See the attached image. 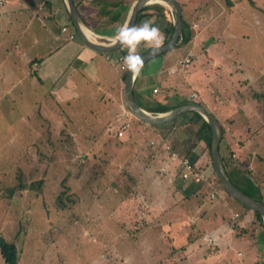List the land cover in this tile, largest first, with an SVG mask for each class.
<instances>
[{
	"label": "rangeland",
	"instance_id": "1",
	"mask_svg": "<svg viewBox=\"0 0 264 264\" xmlns=\"http://www.w3.org/2000/svg\"><path fill=\"white\" fill-rule=\"evenodd\" d=\"M195 1L197 3L191 18L199 20L201 26H206L207 42L204 51L198 49L192 64L189 63L191 77L194 75L200 84H211L210 87L206 85V91L214 92L217 102L230 101L229 105L234 103L237 112L242 111L239 113L244 126L240 136L248 138L243 148L246 165L250 168V175L255 174L257 168L264 176V104L257 103L251 97L252 91H264V0ZM220 7L226 11L223 10L217 19L211 21V16ZM201 11H205L202 17L199 16ZM215 32L220 37L217 44L218 59L209 45ZM168 52L167 64L171 69L184 52L177 46ZM175 74L182 78L181 73L175 71ZM244 80H255L258 83L249 86ZM191 82L195 83L194 79ZM185 87L184 91L187 90ZM234 90H238L236 97L233 95ZM7 105L4 108L7 113L0 115V133L12 134L13 138L6 142V139L0 140V232L5 240L15 244L18 264H250L251 248L255 249L262 243L258 236L250 243L232 244L227 251H223L224 245L217 243L216 238L214 244H208V232L199 229L201 217L196 207H193L195 200L192 197L186 196L189 198L185 202L175 204L160 217L162 210L144 201L150 195L163 197L167 203L183 198L182 192L171 194L173 189L169 187L172 180L173 184L182 183L180 177L173 176L169 180L167 174L157 176L154 164H151L141 171V188L133 186L135 195L132 198L124 195L120 187L124 186L126 173L136 175L137 169L145 163L139 160L142 157L140 152L131 149L130 142L134 140L132 134L125 140L126 146L121 149L122 142L115 138V131L106 129L97 132V137L91 136V144L95 146L91 151L90 144L87 145L83 139L79 140L84 136L81 129H77L79 145L61 135V143L57 147L56 140L50 137L57 135L56 130H47L44 135L45 138L49 135L47 142L43 139H22L27 134L24 130L27 125L24 121L28 122L23 116L25 107L19 103L9 106L7 102ZM78 109H82L80 105L59 109L58 114L62 117L54 114L57 115L56 119L64 121V116L72 112L77 128L87 126L83 123L85 118L102 117L94 110L93 115L79 114ZM188 112H183V115H190ZM235 116L238 118V115ZM28 117L29 121L35 120L32 125L37 120L42 121L40 118H46L41 114ZM43 123L46 125V122ZM49 127L50 124L47 125ZM70 127H73V122ZM43 131L39 127V132ZM95 133L91 131V135ZM105 133L108 135L104 138ZM136 154H140L137 160L141 163L133 161L132 156L137 157ZM234 172L240 175L242 172L229 171L231 179L237 182L235 178L238 174ZM152 176L156 177L157 191L159 187L163 188L162 195L159 192L148 194V188L151 187L148 179ZM202 176L204 178V174ZM243 176L248 178L241 175L242 182L246 180ZM39 179H42L39 188L28 187ZM63 179L69 191L63 189ZM19 182L25 188L15 190L12 197H8L4 189L17 186ZM241 185L240 188L254 194L245 183ZM71 189L79 194L75 203L65 209L57 208L55 197L61 194V199L65 201L71 198ZM206 192L207 189H201L200 195L205 197ZM234 204L238 205L236 202ZM192 216L189 226L195 225L198 219L192 239L183 248L185 251L174 250L184 233L176 221L188 222ZM166 223L170 224L167 228ZM169 236L171 239L167 242L166 237ZM237 249L243 253L242 257L236 256ZM0 264H6L1 256Z\"/></svg>",
	"mask_w": 264,
	"mask_h": 264
},
{
	"label": "crops",
	"instance_id": "2",
	"mask_svg": "<svg viewBox=\"0 0 264 264\" xmlns=\"http://www.w3.org/2000/svg\"><path fill=\"white\" fill-rule=\"evenodd\" d=\"M0 1V115L7 113L4 111V108L8 107L7 102L9 106L19 103L25 107L23 116L28 122L24 121L27 124L24 126V130L27 134L23 135L22 139L26 138L31 141H42L43 139L47 142L49 141V135L46 138L44 137L47 130H56L57 135H50V137L56 140L54 141L58 147L61 143V135L64 139H71L77 143V129H81L84 131V136L79 140L83 139L87 145L90 144L91 151L95 147L91 144V138L97 137V132L106 129H108L107 131L113 130L116 132L120 124L126 122L128 125L127 129L123 130L122 137H117L122 142L120 144L121 149L126 146L125 140L129 139V135L132 134L134 136L132 139L134 140L130 142L132 144L131 149L134 152H140L142 156L136 154L138 158L133 157L135 156L134 154L132 159L134 158L133 161H137V163L139 160L142 163L143 161L145 162L142 164V168L137 169L136 175L126 173L127 178L121 188H130V190H126L127 196L135 195L134 185H137V188H141V171L144 167H148L151 164H154L157 176L167 174L166 178L169 180L173 176L180 177L179 161L176 158H171L170 152L165 149V145L170 144V147L173 144L187 146L194 143V134H190L186 128L181 130L174 126L176 134L173 136L172 132H167L168 126L161 124L151 126L142 124L135 120L134 117L124 118L123 114L126 108L124 105L125 80H123V74L127 69L124 64L126 55L123 54V52L127 54L125 48L120 47V49L112 52H99L88 48L77 37L71 20L68 19L69 15L63 0ZM77 1V11L92 32L101 37H112L117 35L118 29L125 24L129 8L134 0ZM178 1L182 8V19L184 18L189 24L192 34L191 39L186 44L181 45L179 43L177 45L184 53L176 59L171 69L170 65L167 64L168 50L151 58L144 64L141 76L134 79L133 82L135 100L141 107L151 112L158 105L172 109L173 106L181 105L182 102L183 104L188 102L202 104L215 116H218L220 119H217L220 123L222 122L221 125L223 124L225 136L221 142L222 154H226V148L229 147L234 150L232 154L238 157L244 166H247L243 148H245L244 141L247 143L248 138L245 137L243 139L240 136L241 129L244 126L243 119L240 118L242 111H239L240 113L237 112V107L234 103H232V106L229 105L230 101L229 103L228 101L222 102L220 100L217 102L216 94L212 91H206V85L210 87L211 84H200L198 79L194 78V75L191 77L192 71L189 68L193 57L198 49L204 51L205 43L207 42V39H205L207 38L205 33L207 30L206 26H201L199 20L191 18L197 1ZM153 4L160 5L156 6ZM153 4L144 7L145 10L142 13L140 25L147 21L158 27L164 37L163 43H165L171 36L172 32H169L173 31V14L168 6L161 3ZM223 10L220 7L219 11L211 16V21L217 19ZM204 12L201 11L199 16L202 17ZM209 23L210 21H208ZM62 27H66L69 32H74L75 38L72 40L67 39L66 33L61 31ZM212 37L213 40L209 45L212 47L215 58L218 59L220 37L217 32ZM99 41L105 42L106 40L100 39ZM150 49V47L142 44L138 52L143 51L144 53ZM185 57L190 58V64L186 68H182L178 65V60ZM118 58H121V61H118ZM121 64L125 68L121 69ZM175 71L181 73L182 78H179ZM192 79H194L195 83L191 82ZM244 81L248 82L249 86L252 83H258L255 80ZM183 86H186L187 90L184 91ZM237 91L234 90V93ZM234 93L233 95L236 97L238 93ZM43 101L45 102L44 104ZM76 105H80L82 108L78 109L79 114L93 115L94 110L96 114L102 117L99 119L89 118L88 120L85 118L83 123L87 126L80 128H77L76 122L72 118L74 116L72 112L64 116L66 118L64 121L56 119L57 115L54 113L58 114L59 109H71ZM33 114L37 116L40 114L45 115L46 118H40L42 121L37 120L36 124L32 125L35 120L29 121L28 116ZM185 115L183 113L178 115L176 117L177 122H185L190 116ZM235 115H238V118ZM71 121L73 122L72 128L70 127ZM43 122H46V125ZM49 124L50 127L47 128ZM36 125L38 126L36 127ZM187 125L184 127H187ZM39 127L41 131L44 130L42 133L39 132ZM92 130L96 132L93 135H91ZM70 132L73 134L71 135ZM65 133L68 135H65ZM6 134L1 135L0 133V140L6 139V142L7 139L11 140L13 138L12 134ZM107 135L105 133L104 138ZM177 135L179 136L177 137ZM207 135L208 133L205 131L203 137L201 136V139L197 140L198 142L193 152L188 157L195 156L194 164L202 166L204 168L203 174L209 175L211 168L208 163L207 148L205 147ZM77 145L79 144L77 143ZM252 160L250 167L253 171ZM140 161L139 163H141ZM247 168L249 171L250 168L248 166ZM243 174L241 173V175ZM249 174L245 175L249 178ZM241 175L238 174L235 178L238 179L236 182L238 186L246 184L248 180L246 179L242 182L240 179ZM258 177L264 179V176L260 174V170L256 168L255 174L251 173L250 178L258 179ZM148 181H151L148 194H156L157 192L161 195L163 194L164 190L162 187H159V191H157L155 176L149 178ZM172 182L173 180L169 182V187L173 189L171 194L176 191L182 192L183 198L173 199L168 203L165 198H159V196L155 195H150L149 199H144L146 203L151 202L162 210L159 217L167 212L169 208L174 207L175 204L178 203L177 205H179L185 202L189 198L186 196H190L195 200L193 207H196L201 217L199 229L206 233L208 232L207 238L212 239V244H214V238H216L217 243L225 246L223 251H227L232 244L236 245L248 241L250 243L254 237L258 236L259 239L261 238L262 243L257 245L255 249L251 248L249 261L250 264H256L264 260V231L260 226L250 225L252 221L250 212L244 213L242 219L238 220V213L241 212L240 206L234 204V200L226 197L214 185L200 186L201 183L197 181H188L182 178V183L173 184ZM262 183L264 185V181ZM201 189H207L205 197L200 195ZM211 192H216V196L211 197ZM224 210L226 211L223 212ZM191 218L193 216L188 219V222L176 221L179 222V227L184 233L181 235V240L174 247V250L181 249V251H185L183 248L192 239L194 230L197 229L198 219L195 220V225L189 226ZM165 225V228H167L170 224L166 223ZM242 228H244L243 231H241ZM165 235L168 236L169 234L165 231ZM166 238L167 242H170L171 237ZM242 255L243 253L237 249L236 256L242 257Z\"/></svg>",
	"mask_w": 264,
	"mask_h": 264
},
{
	"label": "water",
	"instance_id": "3",
	"mask_svg": "<svg viewBox=\"0 0 264 264\" xmlns=\"http://www.w3.org/2000/svg\"><path fill=\"white\" fill-rule=\"evenodd\" d=\"M63 3L68 12L77 37L88 48L99 52H112L120 49L121 46L119 44H114L116 35L112 37H101L92 32V30L86 25V23L79 15L74 0H63ZM153 3H161L169 7L173 14V31L170 38L162 44L159 51L154 52L152 49H150L141 55L145 63L151 58L177 46L182 42V8L178 0H134L129 8L125 24L135 26L139 12L147 5ZM100 39H104L106 41L100 42ZM133 82L134 79L132 77V74L127 70L124 88V105L126 110L135 119L151 125H160L175 120L176 117L183 112L190 111L198 113L207 122L211 132L209 147L211 161L215 175L217 176L222 189L229 197L236 200L244 207L248 208L251 211L258 212L262 218V223L264 226V204L248 196L236 185H234L226 172L219 152V144L222 138V125L217 117L205 106L196 102L184 103L166 112H151L141 107L135 100L133 94Z\"/></svg>",
	"mask_w": 264,
	"mask_h": 264
},
{
	"label": "trees",
	"instance_id": "4",
	"mask_svg": "<svg viewBox=\"0 0 264 264\" xmlns=\"http://www.w3.org/2000/svg\"><path fill=\"white\" fill-rule=\"evenodd\" d=\"M77 2H78L77 0H74L75 6H76ZM227 3L230 4L229 1ZM153 5L159 6L160 4H153ZM144 10H145V8L142 9L139 12V14L137 16V20H136V25L135 26H140L142 13H143ZM68 19L70 20V18H68ZM182 30H183V34H182L181 45L188 43V41L191 39V36H192L191 31L189 29V24L187 23V21L184 18L182 19ZM171 32L172 31H170L169 33H171ZM142 53H143V51L140 52L139 54L141 55ZM123 54L127 55L126 52H123ZM126 73H127V69L125 70V72L123 74V80H125ZM251 97L255 98L257 103L264 104V91L263 92H254V91H252ZM181 104H183V102ZM172 108H174V106ZM170 109L171 108H169V107H164V106L158 105L152 111L156 112V113H161V112H166V111H168ZM188 113H190V116L183 123H178L177 119H175V120H173L171 122L164 123V124H161V125L168 126V131L167 132L168 133L172 132L173 136L176 134V132H174L175 128H173L174 126L176 128H180L181 130H183L182 128H184V130L186 128V130L190 134H194L193 135V142L194 143L188 144L187 146H182V145L178 146V144H176V145L173 144V146H171L172 148L171 147L170 148L175 150L177 153L179 151L178 154H179L180 157H188L193 152V149H194V147L196 146V144L198 142L197 140H199V138L201 139V136L203 137V133L206 131L208 133V135H207L208 138H207L205 147L207 148L206 153H207V157H208V163L210 164L211 173L209 175L208 174H204V178H201V179H198V180H194V179H191V178H189L187 180L188 181H191V180L197 181V182L201 183L200 186H204V185H206V186L210 185L211 186V185H214V187L216 186L217 188H219L223 192V194L226 195V197H229L225 193V191L222 189V187L220 185V182H219L217 176L215 175V172H214V169H213V165H212V161H211V155H210V149H209V147H210V135H211L209 125L207 124V122L198 113H196V112H188ZM131 117L133 118V116H131ZM124 118H127V117L124 116ZM135 120H137V119H135ZM137 121L141 122L142 124H147V123H145L143 121H140V120H137ZM123 123H125V122H123ZM122 124H120V126ZM183 124H185V125H183ZM186 124H188L187 127H184V126H186ZM147 125H151V124H147ZM120 126H119V128H120ZM151 126H157V125H151ZM167 134H165V135H167ZM114 135H115L116 138L119 137L117 135V131L115 132ZM178 136L179 135H177V137ZM224 136H225V130L222 127V138H221L220 144H219V152H220V156H221L223 165H224V167L226 169V172H227L228 176H229V171L242 172V173H244L243 175L249 174L247 166H244L243 163L239 160L238 157H233L232 156V153H234L233 149L227 147L226 148V150H227L226 154H222V152H221V142L224 139ZM177 140H178V138H177ZM82 156L84 157L85 155H82ZM188 158L190 159V161L193 164V167H195V169H197L198 171H203L202 169H204V168H202V166H196L194 164V162L196 160L195 156L191 157V158L188 157ZM95 174L96 173L94 172V175ZM229 178L233 182V184L236 185L245 194H247L248 196H250V197H252V198L256 199L257 201H259V202L264 204V185L262 183L263 182V178H259L258 177L259 180L258 179H253V178H250V174H249V178H247V177L245 178V179H248L247 183H246L248 189L251 192H253L254 194H251L250 192H247L246 190L240 188L236 184V182H234L233 179H231L230 176H229ZM183 180H186V179H183ZM64 181H65V179H63L62 182H61V184L63 186V189L69 191L70 189H69V187L67 185H65ZM248 183H250V184H248ZM41 184H42V179H39V180H36L35 182L31 183L28 187L29 188H33V187L39 188ZM22 188H25V186H24L23 183L19 182L17 184V186L6 187L4 190L7 191L8 197H12V195L14 194L15 190L22 189ZM120 189L124 191L125 195H127V191L126 190H130L129 187H127L125 189L120 187ZM70 192H71V195H72L71 198L69 197L65 201L63 199H61V194H59L58 196L55 197V203L57 205V208L65 209V208H68L69 206H72L73 203H75L76 196H79V194H78L77 191L72 190V189H71ZM73 197H75V198H73ZM229 198H231V197H229ZM232 200H234V199H232ZM234 201L241 208V212L238 213V220L242 219L244 213L250 212L251 215H252V219H251L252 221L250 222V225L260 226L262 228V230L264 231V226H263L262 218H261L260 214L258 212H256V211L249 210L248 208L244 207L243 205H241L236 200H234ZM243 229L244 228H242L241 231H243ZM253 230H254V228H253ZM0 256H1L2 260H3V262L6 263V264H18V262H19L18 251H17V248H16L15 244L13 242H9V241L5 240L2 237L1 232H0ZM256 264H264V260L263 261H259Z\"/></svg>",
	"mask_w": 264,
	"mask_h": 264
},
{
	"label": "clouds",
	"instance_id": "5",
	"mask_svg": "<svg viewBox=\"0 0 264 264\" xmlns=\"http://www.w3.org/2000/svg\"><path fill=\"white\" fill-rule=\"evenodd\" d=\"M164 37L160 29L145 21L140 26L125 24L118 29L114 44H119L127 50L124 64L132 74L133 79L141 76L144 68V59L138 49L143 44L150 47L154 52L159 51Z\"/></svg>",
	"mask_w": 264,
	"mask_h": 264
},
{
	"label": "built area",
	"instance_id": "6",
	"mask_svg": "<svg viewBox=\"0 0 264 264\" xmlns=\"http://www.w3.org/2000/svg\"><path fill=\"white\" fill-rule=\"evenodd\" d=\"M1 4V1H0ZM61 31L66 33L67 39L72 40L75 38V33L74 32H69V30L66 27H62ZM108 58V57H107ZM118 61H121V58H118ZM190 63V58L189 57H185L183 59L178 60V65L181 66L182 68H186ZM120 68L123 69L125 68L123 64L120 65ZM124 116L125 117H130L131 118V114L126 110L124 112ZM128 125L127 123H123L120 128L117 130V135L121 136L123 130L127 129ZM165 149L168 150L170 152V156L172 158H176L179 161V170H180V177L183 179H194V180H198L201 179L203 176L202 173H200L197 169H195V167H193V164L191 163L190 159L188 157H180L179 154L170 148L169 145H165ZM233 157H235L234 154H232ZM211 197H215L214 192L210 193ZM208 244L212 243V239L208 238L207 240Z\"/></svg>",
	"mask_w": 264,
	"mask_h": 264
}]
</instances>
